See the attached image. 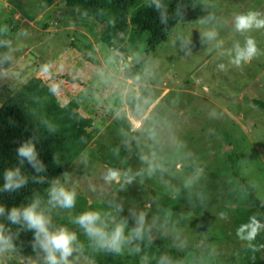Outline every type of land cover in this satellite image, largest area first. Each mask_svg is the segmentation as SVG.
Masks as SVG:
<instances>
[{
  "label": "rangeland",
  "instance_id": "rangeland-1",
  "mask_svg": "<svg viewBox=\"0 0 264 264\" xmlns=\"http://www.w3.org/2000/svg\"><path fill=\"white\" fill-rule=\"evenodd\" d=\"M248 12L264 19V0H197L138 74L125 77L146 36L126 56L118 38L94 39L92 19L65 0H0V104L40 76L54 100L34 104L58 102L51 121L59 130L82 113L106 120L57 178L76 192L74 207H47L51 229L77 233L81 247L68 264H249L245 248L264 252V215L244 187L264 203V109L256 105L264 101V27L234 28V17ZM210 29L214 40L203 36ZM248 38L256 52L237 66L235 46ZM129 117L142 126L134 130ZM111 171L120 178L107 180ZM87 209L108 213L112 224L127 220L129 229L143 213L144 238L119 253L92 248L71 222ZM0 264L48 260L41 247L24 257L0 241Z\"/></svg>",
  "mask_w": 264,
  "mask_h": 264
},
{
  "label": "trees",
  "instance_id": "trees-1",
  "mask_svg": "<svg viewBox=\"0 0 264 264\" xmlns=\"http://www.w3.org/2000/svg\"><path fill=\"white\" fill-rule=\"evenodd\" d=\"M196 1L159 0L160 8L155 7L154 0H65V3L72 13L76 11L92 19L90 32L94 39L106 43L118 38V52L121 54L128 56V50L132 51L146 36L148 42L141 59L125 75L130 77L138 74L144 55L167 39L178 20ZM53 76L64 84L78 83L84 86L78 79L67 75ZM87 90L92 89L87 86ZM41 98L54 100L42 83V78L37 76L0 104V185L3 184L2 173L7 168L20 166L27 177V182L21 188L0 191V205L5 207L6 212L11 207L28 204L37 195L43 197L50 183L57 180L67 164L106 122L105 119L96 120L97 111L93 117L82 113L73 116L69 131H61L51 121L53 113L60 108L58 102L40 108L34 103ZM32 105L36 111H32ZM256 105L264 109V101L259 100ZM28 139L35 142L38 158L45 166L42 172H36L26 161L21 164L16 154L17 147ZM71 146L75 150H71ZM244 187L248 192L249 204L258 207L264 215V203L255 196L252 186L244 183ZM0 238L24 257L35 255L40 247L35 240L34 230L27 229L23 223L11 224L5 216H0ZM91 247L95 246L91 244ZM244 253L250 259L249 264H264V252L245 248ZM108 262L111 263L109 258Z\"/></svg>",
  "mask_w": 264,
  "mask_h": 264
},
{
  "label": "clouds",
  "instance_id": "clouds-1",
  "mask_svg": "<svg viewBox=\"0 0 264 264\" xmlns=\"http://www.w3.org/2000/svg\"><path fill=\"white\" fill-rule=\"evenodd\" d=\"M154 3L156 8L161 7L159 0H154ZM161 18H164L163 15ZM253 27H264V19H258L253 12L238 14L234 17L236 31L243 32ZM203 36L207 40H214L217 33L214 29H210L204 32ZM0 43H3V41H0ZM255 52V42L253 39L248 38L243 46L239 44L235 46L232 62L239 66L243 61L251 59ZM220 67L223 68V65H220ZM16 154L21 164L26 161L36 172L45 170L44 164L38 158L36 145L32 139L22 142L17 147ZM155 170L156 168L150 163L149 173ZM119 178L120 174L116 171H111L106 177L110 181H116ZM2 179L3 184L0 185V191L17 190L27 182V177L21 171L20 166L5 169L2 173ZM190 183L191 181H188L185 186H189ZM76 196L74 190L65 187L58 180H53L46 190V202L43 197L37 195L28 204L11 207L7 212L5 207L0 205V216H5L11 224L23 223L27 229L34 230L35 240L46 252L48 264H68V256L74 249L81 247L77 243V233L64 226L51 229V217L48 215L47 207L73 208L76 203ZM71 222L83 229L89 242L97 249L114 253H119L133 241L142 240L145 233L143 213L135 217V226L130 229L127 220H117L112 224L109 222L108 213L96 209L82 211ZM253 235L248 238H253ZM2 239L0 238V241ZM135 251H139V248H136ZM161 264H163V260H161Z\"/></svg>",
  "mask_w": 264,
  "mask_h": 264
},
{
  "label": "built area",
  "instance_id": "built-area-1",
  "mask_svg": "<svg viewBox=\"0 0 264 264\" xmlns=\"http://www.w3.org/2000/svg\"><path fill=\"white\" fill-rule=\"evenodd\" d=\"M131 125L138 126L139 119L136 118H130Z\"/></svg>",
  "mask_w": 264,
  "mask_h": 264
},
{
  "label": "flooded vegetation",
  "instance_id": "flooded-vegetation-1",
  "mask_svg": "<svg viewBox=\"0 0 264 264\" xmlns=\"http://www.w3.org/2000/svg\"><path fill=\"white\" fill-rule=\"evenodd\" d=\"M130 118H136V117H129V120H130ZM136 119H138V118H136ZM141 126H142V120L141 119H139L138 126L131 125L132 128H135L134 130L139 129Z\"/></svg>",
  "mask_w": 264,
  "mask_h": 264
},
{
  "label": "crops",
  "instance_id": "crops-1",
  "mask_svg": "<svg viewBox=\"0 0 264 264\" xmlns=\"http://www.w3.org/2000/svg\"><path fill=\"white\" fill-rule=\"evenodd\" d=\"M138 72H139V69H138ZM143 85H144V86H146V84H145V83H143Z\"/></svg>",
  "mask_w": 264,
  "mask_h": 264
}]
</instances>
